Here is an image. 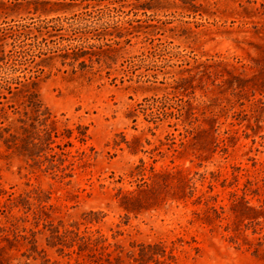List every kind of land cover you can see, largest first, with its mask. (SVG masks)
Segmentation results:
<instances>
[{"label":"rangeland","instance_id":"374dc122","mask_svg":"<svg viewBox=\"0 0 264 264\" xmlns=\"http://www.w3.org/2000/svg\"><path fill=\"white\" fill-rule=\"evenodd\" d=\"M0 264H264V0H0Z\"/></svg>","mask_w":264,"mask_h":264},{"label":"trees","instance_id":"16d2710c","mask_svg":"<svg viewBox=\"0 0 264 264\" xmlns=\"http://www.w3.org/2000/svg\"><path fill=\"white\" fill-rule=\"evenodd\" d=\"M24 36L22 32H16L15 37L13 38L14 41L15 39H19L21 36ZM23 39L19 40V43L14 44L17 49H15L13 52L10 53L9 57L12 60L13 64L19 63L23 64L26 62L27 57L29 55H36V53H31L34 52L31 48L32 44L31 43H22ZM70 49V47H68ZM66 47H60L56 55L62 57V58H67L69 56V51H67ZM74 48V47H72ZM80 48H76L75 52L73 53L74 59L77 57H81V54H78L76 51L79 50ZM57 50V48H56ZM56 50H50V51H56ZM39 54H45V51H38ZM38 55V54H37ZM54 54L50 53L47 54V58H52ZM26 105L29 107V110L31 112V118L29 121V130L25 126H21L22 130L26 131L27 133L24 134V138L26 139L25 142L29 144L31 147L39 148L37 150L38 154L35 155H40L42 151H52L53 147L51 144L53 143V138L54 137H62L65 139H69L71 136L75 137L78 141H84L85 136H86V130L85 127H83L80 124H76L75 128H69V127H64L61 132L57 127V120L54 118L53 115L48 111V109L42 104V102L37 98L36 92L32 89L27 91L26 94ZM12 135V134H11ZM14 135V134H13ZM22 138V139H24ZM5 141V140H4ZM66 144H71V142H68L69 140H66ZM60 149V154L64 155L67 152L63 150L59 144L56 145ZM56 152L50 153L49 154V160L50 163L54 160V156L56 155Z\"/></svg>","mask_w":264,"mask_h":264}]
</instances>
